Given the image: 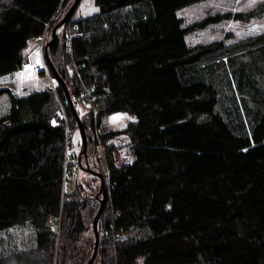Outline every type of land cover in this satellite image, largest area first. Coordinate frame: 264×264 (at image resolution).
I'll use <instances>...</instances> for the list:
<instances>
[{
	"label": "trees",
	"instance_id": "obj_1",
	"mask_svg": "<svg viewBox=\"0 0 264 264\" xmlns=\"http://www.w3.org/2000/svg\"><path fill=\"white\" fill-rule=\"evenodd\" d=\"M65 1L0 0V76L27 63L29 40L50 38ZM94 1L93 15L73 19L70 11L46 54L73 100H89V128L112 112L131 116L100 131L111 141L101 156L103 207L90 264H264V91L251 125L233 126L232 104L205 79L216 74L223 40L189 45L183 37L228 14L183 25L175 10L198 0ZM246 39L264 60V32ZM240 74L250 88L251 77ZM1 92L0 231L30 225L34 243L0 254V264H85L83 232L100 199L78 182L63 187L67 128L62 118L51 121L57 97L71 115L61 86L56 95ZM117 135L124 141L114 145ZM118 146L126 158H115Z\"/></svg>",
	"mask_w": 264,
	"mask_h": 264
},
{
	"label": "rangeland",
	"instance_id": "obj_2",
	"mask_svg": "<svg viewBox=\"0 0 264 264\" xmlns=\"http://www.w3.org/2000/svg\"><path fill=\"white\" fill-rule=\"evenodd\" d=\"M78 3L74 7V11L71 14L73 19L83 18L89 15H93L98 10V6L94 0H78ZM72 0H66L64 5H71ZM251 0H198L191 2L184 6L177 8L176 14L182 20L183 25L192 24V22L199 21L207 16L219 14H228L218 20H211L206 22L204 26L195 25L187 31L185 41L190 45L206 44L214 41L223 40L224 46L221 48V53L218 55L217 61H213L212 67L216 74H212L213 78H205L211 81L215 85L218 93L224 92L232 104V114L234 125L237 128L250 126L252 122V116L249 114L251 107L259 104L257 94L261 90L264 91V60H262L261 53L257 47L251 46L246 38L254 37L259 33L264 32V0H255L251 3ZM241 13L242 15H238ZM60 30L59 26L57 28ZM256 29V31H251ZM35 39L29 40L27 47L24 49V56L27 58L25 63L19 70H14L9 73L0 76V88L8 87L13 93L27 94L34 89L50 88L56 95V85L61 84L58 82L52 70L49 68L48 62L44 56V48L41 44L36 43ZM225 57L223 58L222 56ZM49 58V57H48ZM50 60V59H49ZM207 59H204V62ZM204 62H200L199 68L204 70ZM52 63V62H51ZM54 66V65H53ZM72 65H66L67 75H72ZM54 68V67H53ZM43 70V71H41ZM225 71V73H223ZM240 73L251 77L250 85L248 88L241 85ZM61 77V76H60ZM62 78V77H61ZM64 81V78H62ZM65 82V81H64ZM67 95L72 103V108L76 111L79 120L84 127V134L86 136L85 150L82 151L81 137L76 121L74 120V114L70 108L71 104L66 98L68 103V110L71 115L63 107L64 104L57 97V107L52 117V122L57 118H62L67 128V141L66 150L68 157L66 159L68 166L65 169L66 176L63 187L65 189L72 188L74 183L78 182L80 187L84 191L94 193L96 198H101L100 183L104 184V161L101 159L104 150V144H109L111 141L107 138L105 141L100 140V131L109 128H120L123 126L129 116L128 114L116 111L109 113L103 118V122L98 125L92 123V129L86 125L88 111L91 109L90 103L80 99L75 102L70 94L67 83ZM64 93V89L61 86ZM7 93H0V104L7 100ZM65 97H67L65 95ZM238 105L239 110H234ZM263 109V104L261 109ZM241 116V118L239 117ZM114 117H121L120 119L113 120ZM94 125V128H93ZM231 128H234V127ZM247 128V127H246ZM236 132H240L235 130ZM115 144H122L124 137L117 135L112 138ZM116 159L121 160L125 155V149L123 146H118L116 149ZM125 155L124 158H126ZM101 175V182H100ZM93 188H96L94 190ZM99 200V199H98ZM97 211V209H96ZM95 212V211H94ZM96 213V212H95ZM94 213V215H95ZM93 215V216H94ZM98 224V220H97ZM96 224V230L99 237V229ZM89 222L83 234L88 240V247L90 248L89 255L91 256L95 242L94 231L91 228ZM32 226H12L0 231V254H6L13 252V250H20L31 246L34 243V231ZM98 237L95 255L98 247ZM89 256V257H90ZM88 257V258H89ZM95 258V257H94ZM93 258V259H94ZM88 260V259H87ZM93 261V260H92ZM91 261V262H92Z\"/></svg>",
	"mask_w": 264,
	"mask_h": 264
},
{
	"label": "water",
	"instance_id": "obj_3",
	"mask_svg": "<svg viewBox=\"0 0 264 264\" xmlns=\"http://www.w3.org/2000/svg\"><path fill=\"white\" fill-rule=\"evenodd\" d=\"M78 0H72V3H71V5L69 6V8L65 11V13L63 14V16H62V18L57 22V24H54V26L51 28V37H50V39L48 40V41H46L45 42V45H44V56H45V58H46V61L48 62V65L50 66L49 68L52 70V73L54 74V76L56 77V79L58 80V82L61 84V86L63 87V89H64V94L67 96L66 98L69 100L70 98H69V96L67 95V88H66V85H65V82L64 81H62L63 79L60 77V75H58V73H57V71H56V69H54L53 67V64L51 63V61L49 60V58H48V56L46 55L47 54V46L51 43L50 41H52L53 39H54V36H55V33H54V31H55V29L54 28H57V26L58 25H60L63 21H65V19L67 18V16H68V14L70 13V11L75 7V5L78 3L77 2ZM69 102H70V100H69ZM70 108L72 109V111H73V114H74V117H75V121H76V124H77V127H78V129H79V134H80V137H81V147H82V151H84L85 150V147L84 146H86V136H85V134L83 133L84 132V127H83V125H82V122L79 120V117H78V115H77V113H76V111L74 110V108H72V103L70 102ZM101 175H100V182H101ZM100 188L102 189V182L100 183ZM103 197H101V198H99L100 199V205H99V207L97 208V211H95L96 213H95V215H94V217H93V219H92V224H91V226H92V229L94 230V234H95V237H94V239H95V242H94V247H93V250H92V254H91V256L88 258V260L86 261V263L85 264H90L91 263V261L93 260V258H94V255H95V252H94V250H96V244H97V239H96V237H97V231H96V226H95V224H96V221H97V218H98V215H99V211H101V209H102V203H103V199H102Z\"/></svg>",
	"mask_w": 264,
	"mask_h": 264
},
{
	"label": "bare ground",
	"instance_id": "obj_4",
	"mask_svg": "<svg viewBox=\"0 0 264 264\" xmlns=\"http://www.w3.org/2000/svg\"><path fill=\"white\" fill-rule=\"evenodd\" d=\"M64 13H65V12H64ZM62 16H63V14H62ZM61 18H62V17H61ZM62 23H63V22H62ZM62 23H61V24H62ZM55 24H57V23H55ZM61 24L58 25V26H61ZM58 26H57V27H58ZM54 29H55V28H54ZM54 33H55V31H54ZM50 37H51V32H50ZM36 38H37V37H36ZM49 39H50V38H49ZM49 39H48V40H49ZM48 40H47V41H48ZM44 41H45V38H44V35H43V40H42V41H39V40H38L37 42H38L39 44H41V47L44 48V45H45V42H46V41H45V42H44ZM65 41H68V38H67V40H65ZM65 41H64V42H65ZM65 44H68V43L65 42ZM83 98H84V97H80V101L85 100V98H84V99H83ZM85 101L89 102V100H85ZM89 103H90V102H89ZM102 207H103V206H102ZM101 210H102V209H101ZM99 212H100V211H99ZM100 213H101V212H100ZM100 213H99V215H100ZM99 215H98V218H99ZM98 218H97V220H98ZM96 224H97V221H96ZM96 224H95V226H96ZM92 230H93V229H92ZM93 231H94V230H93ZM96 231H97V230H96ZM94 235H95V234H94ZM97 237H98V233H97ZM94 257H95V255H94Z\"/></svg>",
	"mask_w": 264,
	"mask_h": 264
},
{
	"label": "built area",
	"instance_id": "obj_5",
	"mask_svg": "<svg viewBox=\"0 0 264 264\" xmlns=\"http://www.w3.org/2000/svg\"><path fill=\"white\" fill-rule=\"evenodd\" d=\"M43 35H44V33L39 34L37 36V40L42 41L43 40ZM65 42L68 43L67 41H65Z\"/></svg>",
	"mask_w": 264,
	"mask_h": 264
},
{
	"label": "snow or ice",
	"instance_id": "obj_6",
	"mask_svg": "<svg viewBox=\"0 0 264 264\" xmlns=\"http://www.w3.org/2000/svg\"><path fill=\"white\" fill-rule=\"evenodd\" d=\"M255 0H251V3H254ZM251 3L249 6H251ZM251 31H256V29H252ZM121 117H114L113 120L115 121L116 119H120Z\"/></svg>",
	"mask_w": 264,
	"mask_h": 264
}]
</instances>
